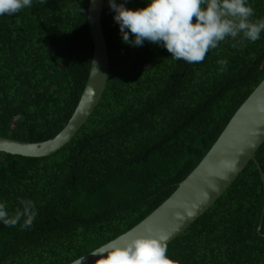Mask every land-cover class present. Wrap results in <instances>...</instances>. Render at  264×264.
<instances>
[{"label": "trees", "instance_id": "trees-1", "mask_svg": "<svg viewBox=\"0 0 264 264\" xmlns=\"http://www.w3.org/2000/svg\"><path fill=\"white\" fill-rule=\"evenodd\" d=\"M89 3L33 0L0 15V136L38 142L68 124L91 69ZM249 3L253 19L264 18V0ZM114 15L104 0L110 75L83 127L48 156L0 151V203L11 215L32 201L37 212L28 228L23 218L0 222V264H69L133 228L198 166L264 80V32L256 42L229 38L187 63L147 40L125 44ZM256 157L264 171V142ZM263 208L264 182L250 161L167 255L177 264H264Z\"/></svg>", "mask_w": 264, "mask_h": 264}, {"label": "water", "instance_id": "water-1", "mask_svg": "<svg viewBox=\"0 0 264 264\" xmlns=\"http://www.w3.org/2000/svg\"><path fill=\"white\" fill-rule=\"evenodd\" d=\"M104 0H90L88 19L93 38L90 74L79 104L68 124L55 137L22 141L0 136V151L29 157H44L64 147L91 117L107 88L110 56L102 24ZM264 142V80L236 111L230 122L196 168L174 193L130 230L69 264H95L94 252L124 246L138 236L167 235L169 244L216 203L250 161L264 171L256 154ZM264 208L258 233H262Z\"/></svg>", "mask_w": 264, "mask_h": 264}, {"label": "clouds", "instance_id": "clouds-1", "mask_svg": "<svg viewBox=\"0 0 264 264\" xmlns=\"http://www.w3.org/2000/svg\"><path fill=\"white\" fill-rule=\"evenodd\" d=\"M108 2L125 44L138 47L147 40L166 48L174 60L187 63L202 62L210 50L229 38L239 44L256 42L264 32V18L253 19L255 10L249 0H150L146 7L137 9L127 8V0ZM32 3L33 0H0V15L16 14ZM217 63L219 71H227V59ZM20 203L23 208L15 209L11 215L6 203H0V222L14 227L23 218L20 227H30L37 215L35 205L26 200ZM167 241L163 234L138 236L124 246L94 252L93 256L100 257L95 264H177L167 255Z\"/></svg>", "mask_w": 264, "mask_h": 264}]
</instances>
